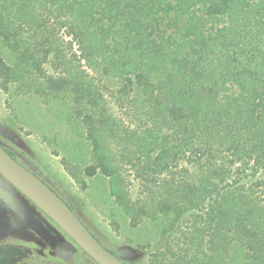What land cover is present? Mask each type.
Returning <instances> with one entry per match:
<instances>
[{"label": "trees", "instance_id": "obj_1", "mask_svg": "<svg viewBox=\"0 0 264 264\" xmlns=\"http://www.w3.org/2000/svg\"><path fill=\"white\" fill-rule=\"evenodd\" d=\"M0 37V86L66 104L117 204L164 223L149 264H221L233 243L264 264V0H0ZM99 77L149 124L122 132ZM109 129L122 160L144 148L137 200Z\"/></svg>", "mask_w": 264, "mask_h": 264}, {"label": "rangeland", "instance_id": "obj_2", "mask_svg": "<svg viewBox=\"0 0 264 264\" xmlns=\"http://www.w3.org/2000/svg\"><path fill=\"white\" fill-rule=\"evenodd\" d=\"M60 37L67 44L73 43V36L66 29L60 32ZM69 53L81 56L77 43L69 47ZM0 57L7 65L15 63L13 53L1 37ZM79 62L84 70L91 73L85 59ZM48 70L49 74L54 73L51 66ZM97 81L104 92L108 111L115 115L117 122L122 121L118 122L122 132L123 129L138 131L145 122L141 121L142 115L125 102L117 88L111 90L114 84L109 80L99 77ZM107 131L106 141L115 150L116 159L124 161L122 151H119L123 143L111 129ZM88 135L86 129L74 122L70 108L63 102L19 94L15 85L8 91L0 86V142L18 162L62 196L106 249L126 264H149L143 247L158 243L164 223L146 219L140 214L130 216L117 204L110 193L108 178L96 167ZM128 140L134 141L131 145L134 148L124 156L126 176L131 185L130 194L137 200L144 184L147 192L149 185L153 187L150 182L154 176L141 178L138 161L145 157L138 149L144 148L136 146V134ZM180 165L184 167L187 163ZM177 176L181 178V175ZM246 259L245 249L233 243L221 264H245ZM0 264L98 263L0 176Z\"/></svg>", "mask_w": 264, "mask_h": 264}, {"label": "water", "instance_id": "obj_3", "mask_svg": "<svg viewBox=\"0 0 264 264\" xmlns=\"http://www.w3.org/2000/svg\"><path fill=\"white\" fill-rule=\"evenodd\" d=\"M0 175L57 224L95 262L126 264L99 242L56 191L18 162L1 143Z\"/></svg>", "mask_w": 264, "mask_h": 264}, {"label": "flooded vegetation", "instance_id": "obj_4", "mask_svg": "<svg viewBox=\"0 0 264 264\" xmlns=\"http://www.w3.org/2000/svg\"><path fill=\"white\" fill-rule=\"evenodd\" d=\"M1 143V142H0ZM4 147V146H3ZM5 148V147H4ZM14 157V156H13ZM15 158V157H14ZM16 159V158H15ZM23 195V194H22ZM25 197V196H24ZM61 197V196H60ZM28 199V198H27ZM88 255V254H87Z\"/></svg>", "mask_w": 264, "mask_h": 264}]
</instances>
